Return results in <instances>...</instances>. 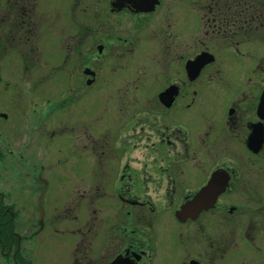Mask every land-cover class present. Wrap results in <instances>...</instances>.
<instances>
[{
    "label": "flooded vegetation",
    "instance_id": "1",
    "mask_svg": "<svg viewBox=\"0 0 264 264\" xmlns=\"http://www.w3.org/2000/svg\"><path fill=\"white\" fill-rule=\"evenodd\" d=\"M151 1L108 0L109 9L104 10L102 19L101 10H98L100 20L97 31H94L98 34L95 51L91 49L89 32L79 37L70 26L66 34L67 60L59 65L61 54H58L55 63L52 61L56 66L54 82L58 98L53 118L46 115L38 120L32 105L31 87L46 82V78L27 82L13 80L5 68L7 71L8 66L12 69L14 51L9 47L0 50V91L9 98V103L3 106L4 113H0V136L4 134L7 141L4 145L0 142V232L2 230L10 236L8 259L2 257L5 264H30L29 260L16 261L14 249L21 247L22 250L21 244L37 236L45 225L58 232L62 222L75 224L70 232L78 235L69 264H96L98 253L93 249V240L98 235L96 225L99 223H103L101 230L103 226L105 228L101 240L105 241L106 249H113L108 250L107 260L103 259L102 264H111L115 258H119L121 264H125L124 260L130 264H152L158 254V234L153 229L155 217L164 212H170L177 222L175 231L168 229L165 232L175 235L169 237L177 242V249L182 254L177 256L176 262L167 259L163 264H219L216 260L220 261L230 248L237 256L241 249L242 253L252 248L257 254L264 253V249L260 252V240H255L254 235L264 236V173L260 169L252 171L254 162L264 160V119L257 113L264 85L255 94L242 90L240 96L223 103L217 124H211L203 112L210 87L221 85L214 82V76L222 66L214 68L212 65L225 61L220 53L226 50L246 58L242 52L246 50L245 42H248L252 29L250 20L262 19L259 26L263 27L264 0L178 2L182 29L178 34L179 44L175 46L167 42L163 47L166 50L160 54L162 61L158 66L160 73L164 74L151 72L141 76L137 86H121L126 79L124 72L103 73L102 70L121 58V55L113 54L116 48L127 44L134 47L142 31L151 30L153 19L165 3L158 0L152 11L144 12L151 6ZM3 2L0 7L2 29L9 21L15 24L13 29L8 28L5 36L23 45L24 39L28 42L36 38L38 0ZM13 9L15 14L11 15L13 13L9 10ZM69 15L71 17V12L65 13L64 18ZM159 16L165 17L162 13ZM122 17L131 20L129 24L125 23L131 30L130 39L121 32ZM17 28L23 33L22 36L19 32L18 38L12 32ZM162 35L163 40L174 41L165 28ZM32 44L23 53L19 51L20 56L25 61L31 54V60H36L39 65L43 62L42 53ZM61 50L57 49V52ZM201 52L212 54L214 59L201 68L189 67L188 63ZM169 57H174L171 63ZM256 61L258 63L262 58ZM172 64H176V69H168L173 67ZM33 65L30 62L25 68L28 70ZM211 69H214L212 74ZM250 79L251 76L247 75L245 82ZM101 90L105 104H96ZM198 101L201 106L194 111L193 106ZM182 114L202 120L203 128L195 129ZM1 119L5 123L10 119L17 130L4 131ZM259 122L263 142L255 151L248 146V136ZM43 130L51 139L56 133L61 138V154L56 146L54 151L51 148L55 153L53 167L61 165L68 169L70 158L75 156L73 175H77L75 182L79 181L78 188L74 184L65 193L67 202L62 207L65 216H61L64 212L55 205L51 209L53 219L49 222L47 213H42L41 203L46 194L45 186L50 182L44 173L47 168L44 169V160L41 164L28 158L34 156L31 144L38 141L35 136ZM30 134H33L31 139ZM21 146L23 150L19 149ZM134 163L137 166L135 172L130 166ZM216 170L225 180L224 188L212 206L194 217L177 218L176 211L180 206L196 197ZM64 173L70 174L68 171ZM250 175H256L258 186L248 187ZM60 178L58 173L56 187ZM72 195H75L74 199ZM250 199L260 203L257 208H251ZM20 200L29 202L32 211H27V207L23 209ZM79 205L81 217L77 212ZM251 210L259 218H252ZM34 212L39 213L37 219L32 217ZM105 221L114 222L107 225ZM108 231H114L117 237L113 238ZM225 231H230V238L225 237ZM11 235L16 237L17 247L13 245Z\"/></svg>",
    "mask_w": 264,
    "mask_h": 264
},
{
    "label": "rangeland",
    "instance_id": "2",
    "mask_svg": "<svg viewBox=\"0 0 264 264\" xmlns=\"http://www.w3.org/2000/svg\"><path fill=\"white\" fill-rule=\"evenodd\" d=\"M4 0H0V7H2ZM180 1H187V0H164L163 6L160 8V11L158 12L157 17L153 19L151 23V30H143L141 33V37L138 38L137 41H135L134 47L132 44H127L125 47L119 46L116 48V52L113 54L121 55V58L115 60L111 64L106 65L104 69L102 70L103 73L105 71L107 72H124L126 74L125 82H121V86H128V87H134L137 86L140 81V77L148 74V73H160V62L162 61L160 57L161 52L165 51L166 48H163L167 42H171L175 44H179V36L178 34L181 32L182 29L181 23V9L180 4L178 2ZM24 4L28 3L23 2ZM36 14L38 16V22L36 26V38L32 39L27 42L26 39H24V45L22 42H13L8 37L5 36L8 32V28L13 29L15 27V24L13 21H9L8 24L5 26V29H2V25L0 24V44L2 43V46L0 47V50L2 47L4 48H11L13 49V58H12V64L13 67L10 69L8 66L5 71L8 72V76L10 78H13V80L20 81L23 80L24 82L30 81V80H40L41 78H46V82L36 86L31 87L32 93L31 95L34 97V103L32 104L34 107L35 116L39 118L38 120L43 119L44 116L52 117L56 113V102H57V85H55L54 78L57 76L56 74V66H53L52 61H56V56L59 54L60 57L58 59L59 65H63V61L67 60L66 58V45L68 41L66 40V34L67 30L70 29V26L72 25V30L77 36L81 37L82 33L89 32V40L91 44L92 51H95V44H97L98 34L94 31H97V28L99 27V16H98V10L100 12L101 10V19L104 17L105 11H108V0H38V5H36ZM1 10V8H0ZM14 15V9L9 10ZM70 15L67 18H64L65 13H70ZM159 13L164 16H159ZM1 14V13H0ZM83 16V18L81 17ZM127 17H122L123 21L121 27L122 34H126L128 38L130 37L129 30V21L130 19H126ZM257 20V21H256ZM259 20L262 19H256L252 18L250 20L251 23V30L250 35L248 37V42H245L246 50L242 53L246 54V58L239 55L237 52H231L230 50H226L223 53H220L221 58H223L225 61L222 64L216 63L212 65L214 68H219L221 65V70L216 73L214 78L216 80L215 83H221L220 86L212 85L210 89L208 90V100H206V107L203 108V112L205 116H208V120H210L211 124H217L220 120V106L222 107L223 103L229 101L230 99H234V97L240 96L242 90H247L250 93L255 94L259 87H262L264 85V25L259 26ZM264 22V19L263 21ZM127 23V24H125ZM254 25V27H252ZM8 26V27H7ZM164 28L168 33H170L173 36L174 41L171 40H163V30ZM18 28L13 30L16 34V37L18 38V34L22 33L18 30ZM91 30V31H90ZM20 32V33H19ZM153 32H156L157 35H154ZM155 33V34H156ZM129 34V35H128ZM133 34V32H132ZM122 36L125 38V36ZM137 35V34H136ZM23 36V33H22ZM138 36V35H137ZM141 38V39H140ZM20 39V38H19ZM130 39V38H129ZM140 39V40H139ZM237 39H240L237 37ZM207 40L205 39V42ZM76 42V41H75ZM31 43H33V46H38L39 50L42 53L43 62L41 64H37L36 60H31V57L29 54L28 58L22 60L21 58V51L23 53L24 50L29 49ZM249 45V46H248ZM176 46V45H175ZM243 44L241 46V49L243 50ZM178 48H182L178 46ZM57 49H62L61 52H57ZM191 51V48L187 51L188 53ZM96 53V52H95ZM179 54V53H178ZM95 55V54H94ZM262 58V61H259L257 63V58ZM169 63H171L172 58L169 57ZM178 58V57H177ZM10 59V56H9ZM179 60V58L177 59ZM177 60H174L175 63ZM181 61V60H180ZM30 62H33V66L28 67V70L25 68L28 65H30ZM112 62V61H111ZM55 63V62H54ZM257 63V64H256ZM25 64V65H24ZM4 65V63H3ZM5 65H7V60H5ZM171 65V64H170ZM173 67H170L168 69H176L174 68L176 64H172ZM114 67L111 69V67ZM211 66V67H212ZM62 67V66H61ZM157 70V72H155ZM176 71V70H175ZM214 72V69H211L210 74ZM4 74V71H3ZM164 74V73H160ZM64 75H66L64 73ZM247 75L251 76V79L247 82H245ZM220 79V80H219ZM251 85V86H250ZM129 91V89H128ZM101 94L97 96L96 98V104H105V97L102 90L100 91ZM246 92V91H245ZM9 103V98L5 96V94H2L0 91V113H4L3 106H6ZM89 105V104H87ZM201 103L198 101L194 106L193 110L195 111V108H200ZM52 111H54L52 113ZM248 115V113H247ZM188 121L194 124V128H203L204 123H202V120L200 119H193L189 115L182 114ZM245 117V116H244ZM13 118V117H12ZM11 118V119H12ZM53 118V117H52ZM2 120V119H1ZM13 120V119H12ZM3 121V120H2ZM4 125V126H3ZM1 126H3V130H11L13 129L16 131V127L14 126L13 122L9 119L8 122L5 123L3 121L1 123ZM34 133H37L36 130H34ZM41 133V134H39ZM38 134H36L35 139H38V141H33L31 145V150L34 151V156L28 157L30 160L43 163L44 160V169L45 170V176L50 180L49 184L45 186L46 194L43 197L41 203H42V213L46 214V219H48V222L52 220L53 213H51V209L53 206L57 205L59 206L60 211L64 212V208L66 205V194L67 189L70 187H73V185H77V188L79 187V181L75 182L74 177L77 178V175H73L75 173V164H76V158L75 156L70 158V163L68 169H64L61 167V165H56L53 167V157L54 152H52V149L56 146V149H58L59 153L61 154V148L60 146V140L58 133L54 134L55 136L53 139L50 138V135L46 132V130L39 131ZM30 136V137H29ZM30 139L33 137V134H30ZM28 138V139H29ZM51 139V140H50ZM2 141L3 145L7 143L5 139V135L2 134L0 136V142ZM6 146V145H5ZM10 147V146H6ZM19 147V145L17 146ZM30 147V146H29ZM28 147V148H29ZM24 147H20L19 149L23 150ZM52 148V149H51ZM54 151V149H53ZM58 154V153H56ZM247 154V153H246ZM140 159L142 158V155L137 154ZM57 156V155H56ZM150 158V157H149ZM254 161V160H253ZM123 162V161H122ZM52 165V167L50 166ZM133 168V171L135 172L137 170V166L134 164L130 165ZM253 168L252 171L256 172L257 170H262L264 173V160L260 159L257 162H254L252 164ZM136 169V170H134ZM69 172L64 173V172ZM60 173L61 178L59 181V186L56 187V175ZM64 174V175H62ZM43 173L41 176L43 177ZM256 175H250L248 178L249 186H258L257 180L254 178ZM264 182V178H263ZM251 196V194H250ZM72 198H75V195H72ZM78 198V197H76ZM33 201V199H31ZM72 201V200H71ZM19 203L24 208H28L27 211H32L28 206L29 202L20 200ZM250 203L252 204L251 208H257L258 202H252V199H250ZM28 204V205H27ZM260 204V203H258ZM156 207L158 208V205L156 204ZM78 214H80L81 217V207L79 205L78 207ZM144 211H141L143 213ZM145 213V212H144ZM66 212H64L61 216H65ZM252 218H259L258 214H255L254 210H251ZM146 216V214L144 215ZM33 219H37L39 217V213H33L32 214ZM58 217V216H57ZM148 218V217H145ZM59 219V218H58ZM61 219V218H60ZM156 222L154 224L153 229L157 231L158 237H157V251L158 254L156 256V259L152 264H163L165 260H173L177 261V256H180L182 252L177 249V242H173L172 239H170L169 235L165 231L168 229H171V231H175L177 227V222H174L172 218V214L170 212H164V213H158L155 217ZM62 220V219H61ZM111 220V219H110ZM107 225L112 224L114 221L107 222L105 221ZM70 224V223H69ZM98 224V223H97ZM101 224L96 225V230L98 232V235L94 238V250L98 253L96 259V264H102L103 259L107 260L106 255L109 254L108 250H111L112 247L109 249H106L105 247V241L101 240L104 238L102 236L103 231L105 230L104 226L101 230ZM59 231H55L52 229L51 226L45 225L43 227L42 232H38L37 236L30 237L29 240L24 242L22 245L21 250V257L23 260H29L30 264H69V261L72 257L71 252L75 253L74 249V243L78 239V235L71 233L70 229L75 228V224L68 225L67 223L62 222L59 226ZM67 229V230H66ZM163 229V231H161ZM20 231V230H19ZM113 235V238L117 237V234L114 231H108ZM148 232V231H147ZM145 232V233H147ZM212 231L209 232V234ZM23 234V233H22ZM31 234V233H30ZM108 235V234H107ZM110 235V234H109ZM225 237L230 238L231 233L230 231L224 232ZM255 240H260L258 243L263 251L264 249V236L261 234H256ZM175 235H171V237H174ZM120 242V241H119ZM116 244V243H115ZM121 245V242L119 243ZM112 245V244H111ZM118 246V245H116ZM113 250V249H112ZM112 252V251H110ZM243 250L241 249L239 251V254L237 256L236 252L230 248V251L225 253L221 260H216L219 262V264L222 262V264H264V253L257 254V252L252 248L248 251L245 250V253H242ZM104 256H103V255ZM102 255V257H100ZM100 257V258H99ZM11 259V258H10ZM12 260V259H11ZM10 260V261H11ZM101 260V261H100ZM100 261V263L98 262ZM13 262V260H12ZM0 264H5L2 256L0 255ZM9 264V263H8ZM176 264V263H172Z\"/></svg>",
    "mask_w": 264,
    "mask_h": 264
},
{
    "label": "water",
    "instance_id": "3",
    "mask_svg": "<svg viewBox=\"0 0 264 264\" xmlns=\"http://www.w3.org/2000/svg\"><path fill=\"white\" fill-rule=\"evenodd\" d=\"M154 1L152 0L150 2V5L145 10H151L154 6ZM144 10V11H145ZM212 58V57H211ZM211 58L207 56L206 53H200V55L196 56L195 60L190 61L188 63L189 67H197L201 68V66L208 61H211ZM186 65V66H188ZM172 93V90H171ZM257 113L261 118H264V89L262 90L260 94V99L257 104ZM260 125V124H258ZM254 126L252 129L251 135L248 137V146L251 147L253 150L257 151L258 147L262 143V128L261 126ZM224 177L220 175L219 170H216L213 172L212 176L207 181L206 185L202 187L197 193L196 197H194L192 200L185 202L182 206H180V209L176 211V217L183 220V217L191 216L194 217L197 215L198 212H200L203 209H207L208 207L212 206L213 202L215 201L218 193L223 190V183H224ZM125 264H130L124 260ZM111 264H121L119 261V258H115Z\"/></svg>",
    "mask_w": 264,
    "mask_h": 264
},
{
    "label": "trees",
    "instance_id": "4",
    "mask_svg": "<svg viewBox=\"0 0 264 264\" xmlns=\"http://www.w3.org/2000/svg\"><path fill=\"white\" fill-rule=\"evenodd\" d=\"M5 235V236H4ZM12 236V235H11ZM13 238V245L16 246V237L12 236ZM9 243H10V236L8 233H3V231L1 230L0 232V247H1V252L0 254H2L3 258L5 259H8V253H9V250H10V247H9ZM17 247V246H16ZM14 254H15V257H16V260H20L22 257H21V247H17L14 249Z\"/></svg>",
    "mask_w": 264,
    "mask_h": 264
}]
</instances>
